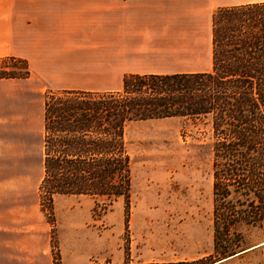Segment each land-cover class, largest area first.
Returning <instances> with one entry per match:
<instances>
[{
  "label": "crops",
  "instance_id": "1",
  "mask_svg": "<svg viewBox=\"0 0 264 264\" xmlns=\"http://www.w3.org/2000/svg\"><path fill=\"white\" fill-rule=\"evenodd\" d=\"M261 2L0 0V59H20L29 72L0 79V264H53L38 193L44 92H116L128 75L210 72L212 13Z\"/></svg>",
  "mask_w": 264,
  "mask_h": 264
},
{
  "label": "trees",
  "instance_id": "2",
  "mask_svg": "<svg viewBox=\"0 0 264 264\" xmlns=\"http://www.w3.org/2000/svg\"><path fill=\"white\" fill-rule=\"evenodd\" d=\"M211 34L210 72L128 75L116 92L46 91L39 197L46 190L50 195L122 199L127 208L126 126L168 118L202 121L212 132L221 168L214 258L234 256L230 228L264 221V2L217 8ZM28 76L24 61L0 59V79ZM228 186L234 203L228 201Z\"/></svg>",
  "mask_w": 264,
  "mask_h": 264
},
{
  "label": "rangeland",
  "instance_id": "3",
  "mask_svg": "<svg viewBox=\"0 0 264 264\" xmlns=\"http://www.w3.org/2000/svg\"><path fill=\"white\" fill-rule=\"evenodd\" d=\"M38 122L40 127V117ZM208 128L202 121L181 118L128 124L127 208L122 199L50 195L43 190L39 208L51 228L53 264L55 258L59 264L63 258L67 264L219 262L214 258L213 223L214 210L222 204V181L217 179L221 168ZM38 145L41 148V139ZM227 190L228 201L234 203L232 187ZM227 238L236 249L235 264H264V221L236 224Z\"/></svg>",
  "mask_w": 264,
  "mask_h": 264
}]
</instances>
